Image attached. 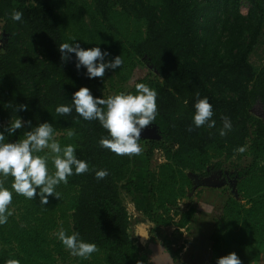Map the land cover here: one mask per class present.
<instances>
[{
    "label": "trees",
    "instance_id": "obj_1",
    "mask_svg": "<svg viewBox=\"0 0 264 264\" xmlns=\"http://www.w3.org/2000/svg\"><path fill=\"white\" fill-rule=\"evenodd\" d=\"M241 2L0 0V132L14 142L30 127L24 123L9 135L5 128L10 119L31 121L33 127L48 122L61 147L74 145L76 157L90 169L57 185L60 198L48 197L45 206L39 196L29 200L13 191L12 214L0 224V264H146L147 253L131 237L130 216L121 198L122 190L134 193L137 156L101 148L98 141L107 130L97 120H84L74 107L70 115L55 111L59 105L72 106V94L81 86L100 98H107V80L116 93L124 91L122 85L142 58L157 76L138 78L124 92L135 93V84L145 83L158 93L152 125L161 137L140 138L138 143H143L148 160L155 149L165 159L148 173L153 208L144 213L156 226L171 225L178 216L177 228L189 232L201 211L199 202L186 209L177 205L192 188L189 173L205 174L208 167L224 168L227 161L246 155L245 165L231 161L228 166L237 175V197L226 187L211 188L217 192V205H222L209 239L214 251L241 249L246 263L257 261L259 254L253 250H264V54L258 53L264 45V0H245L246 13ZM13 10L23 13L21 21L11 19ZM73 39L82 48L110 53L105 61L120 55L122 66L106 70L103 78H89L85 67H75L74 53L61 60L59 45ZM196 93L211 103L214 128L193 124ZM255 103L261 104L260 116L252 111ZM19 104L28 109L15 111ZM222 115L233 125L223 137ZM69 129L76 133L72 138L67 137ZM48 153L45 149L40 155ZM100 169L108 175L97 180L95 170ZM3 181L12 191V177ZM61 228L67 234L78 232L99 251L87 259L72 256L56 236ZM164 242L177 260L180 248L172 250L170 242Z\"/></svg>",
    "mask_w": 264,
    "mask_h": 264
},
{
    "label": "clouds",
    "instance_id": "obj_2",
    "mask_svg": "<svg viewBox=\"0 0 264 264\" xmlns=\"http://www.w3.org/2000/svg\"><path fill=\"white\" fill-rule=\"evenodd\" d=\"M11 19L21 21L23 13L13 10ZM76 41L73 39L71 43L59 45L61 60L67 61L70 59L69 53H74L75 67L77 69L81 66L85 67L89 78H103L106 70H115L122 66L123 60L120 55L105 61L104 58L110 53L102 52L99 47L82 48ZM157 95L158 93L145 83H136L135 93L120 91L107 98L94 97L89 88L81 86L72 94V106L59 105L55 111L58 116L70 115L74 107L76 113L84 120H97L107 130L108 135L102 136L98 141L101 148L110 150L118 156H139L144 151L138 143L141 133L153 124L158 114ZM17 109L26 111L28 106L19 104L15 111ZM194 109L195 127L216 126L215 120H212V105L206 97H200L199 93H196ZM221 121L219 135L223 137L232 130L233 125L227 116L222 115ZM24 123L29 125L30 130L25 131L23 137L14 142H8L4 133L0 132V175L5 179L12 177V191L4 186L3 180H0V224L7 223L8 216L12 214L9 205L12 203L13 191L29 200L39 196L40 204L45 206L49 203L48 197L60 198L59 193L55 191L57 185L67 184L68 177L73 174L81 175L90 170L87 162L76 157L74 145L61 147L54 138L52 124L48 122L33 127L31 121H22L17 117L14 120L10 119L5 131L11 135L17 129H21ZM188 131H192L191 126ZM75 135L73 129L68 130V138ZM45 149H48L49 153L40 155ZM239 151L243 152L245 149L240 148ZM49 159L54 166V172L49 170ZM107 175L106 169L95 170L97 180H102ZM147 227V223L142 224L139 234L143 236V229ZM56 236L74 257L87 259L91 254L99 251L95 243L85 242L78 232L67 234L61 228ZM5 264H19V261L7 260ZM216 264H242V261L235 252H229L218 257Z\"/></svg>",
    "mask_w": 264,
    "mask_h": 264
},
{
    "label": "rangeland",
    "instance_id": "obj_3",
    "mask_svg": "<svg viewBox=\"0 0 264 264\" xmlns=\"http://www.w3.org/2000/svg\"><path fill=\"white\" fill-rule=\"evenodd\" d=\"M247 8H248V4L245 2V0H242L241 12L246 13ZM2 24H3V22L0 19V38H1V34H2ZM258 53L264 54V45H263V47H261V49L258 50ZM255 58H256L255 56L254 57L252 56L251 60H254ZM147 74H152L153 76H157L156 72L153 71L148 60L142 58L141 61H139V64L135 70V73L133 74L131 79H129L127 82H125V84L122 85V89L124 91L129 90L133 86L136 79L141 78ZM115 93H116L115 90L112 87H110V85L108 84V80H107V88H106V93H105L106 96H109V95L115 94ZM252 111H253V113H255L256 115H259V116L263 114V110H262L260 103H255L252 107ZM57 137H58V134L54 136V138H57ZM139 144L142 146L143 143H139ZM143 149H144L143 153L141 155L137 156L135 159V162H134V168L136 170L135 187H134V191H133L134 193L129 194L124 190L121 191V198H122L123 204L125 205L126 210L130 216L129 232L131 234V237L135 241H137L136 237H135L136 232L134 231V226H136V225L139 226L140 223H142V222L146 223V221H149V227L151 230V235L149 236V239H150L149 241L151 242L150 246L155 245V244L163 245V243H165L164 241H166V240H168L169 242H170V240L172 242H174V240L176 239L175 240V242H176V241H180V239L185 240L186 238L188 240L193 241L194 243H196L198 245V242L195 239L196 236H194L193 234L196 233V231H198L196 229H197L199 223L202 224L203 222L206 223L209 220L215 219L213 217L216 215V213L218 211L215 208L214 213H213L209 209V206L210 205L214 206V204L216 202H218V199H216V200L214 199L215 198L214 195L217 197V192L216 191L213 192V190L211 188L209 190L203 189V191L201 192L202 189L199 190V189H196V187H195V188H192L190 191H188V195H187L188 197L177 199V205L180 206L181 209H186L188 205H197V202L201 203L200 206L198 207V210L200 209L201 211H198V213L195 215L196 216L195 219H193L191 221V226H194V225L195 226L193 228H191V230L188 232L189 235L186 234L187 231H182V234L184 232H185V234L180 235V233H181L180 229H178L176 226V221L178 220V216L174 217L175 220L173 221V223L171 225L156 226L154 223H152V221H150V219L148 218L146 213H144L145 209L149 210V209L153 208V198H152V195L150 193L148 173L151 171H154V170L156 171L158 164L165 161V159H164L163 155H161L160 151L157 152L156 150H154L153 157L148 160L146 158V155H145V148L143 147ZM231 161H234V163H237V164H240L241 166H243L246 163H248L249 157L246 155H243L240 158H238L237 156L234 157L233 159L227 161V164L225 163L226 164L224 167L225 170H228V168H229L228 166L232 165ZM50 164H51V166H50ZM48 166H50L49 167L51 169L50 171H52L53 169L51 167L53 165H52L50 159L48 162ZM229 170L233 171V167L230 168ZM189 174H191V173H189ZM3 179H4V177L2 175H0V180H3ZM195 189H196V192H200V194H198V196L193 195L195 192ZM201 196H202V198H201ZM220 205H222L221 201H220ZM13 208H15V206H12V209ZM218 210H219V208H218ZM178 236H181V237H178ZM205 242L207 243V240H205ZM202 245H203V243H202ZM170 247L173 250H176V248L178 247V243L177 242L175 244L171 243ZM199 248L200 247L198 246V249ZM232 249L234 250V248H232ZM146 250L147 249L143 247L141 251H143L145 253ZM253 251L259 254V259L257 260V264H264V250H262L261 248L259 249V247H258V248H255ZM148 252H146L147 253L146 264H164L165 253H164V255H162V253H160V252L153 253V255L152 254L150 255L151 258L148 261V257H149L148 255L150 254V252L149 253ZM245 254H247V253L245 252ZM205 255H206V253L202 250V248H200L199 256L201 258H203ZM155 256H160V257H162V259L156 258ZM208 257H209V255H208ZM185 259L187 260L186 262L190 261V259L188 257H185ZM240 259L242 260V258H240ZM199 260H201V259L199 258L198 262H200ZM242 262H243V260H242ZM248 262H250V261H248Z\"/></svg>",
    "mask_w": 264,
    "mask_h": 264
},
{
    "label": "crops",
    "instance_id": "obj_4",
    "mask_svg": "<svg viewBox=\"0 0 264 264\" xmlns=\"http://www.w3.org/2000/svg\"><path fill=\"white\" fill-rule=\"evenodd\" d=\"M218 206L221 207V205H217V202H216L214 204V206L210 205L209 209L214 213L215 208L217 209ZM213 218L216 219L215 216ZM215 219L214 220H209L206 223L203 222L202 224L201 223L198 224V227L196 229L198 231H196V233L193 234L194 236H196L195 239L197 240L198 245L196 243H194L193 241L188 240L187 238L185 240H181L180 239V241H176L178 243V247L176 248V250L178 248H180V251L178 253V259L175 260V261L172 258L171 253L167 249V246L165 245V243H163V245L155 244V245H151L150 246V243H151L149 241L150 240L149 236L151 235V230H150V232L147 233L146 240L144 242V248L147 249L146 252H148V251L150 252V254L148 255L149 256L148 257V261L151 258V256H150L151 254L153 255V253L160 252V253H162V255H164V253H165V258H164L165 262H164V264H175V263L176 264H216V261H217L218 257L224 256V255H227V254H226V252L224 251L223 248L220 249V251H214L213 248H212L213 241L210 240L209 238H210V235L212 234V231H213V228H214L213 226H214V223H215ZM142 224H144V222L140 223L139 226H137V225L134 226V231L136 232V234H135L136 240L139 239V236H140L139 232L141 231L140 226ZM190 226H191V223H190ZM179 229H180V232H181L180 235H184L185 234V232L182 234V231H187L183 227L179 228ZM144 230L145 229H143V231ZM186 234L189 235L188 232H186ZM178 237H181V236H178ZM205 240H207V243L205 242ZM176 242H175V240H174V242H172L170 240V244L171 243L175 244ZM202 243H203V245H202ZM198 246L200 248H202V250L206 253V255L203 258H201L199 256L200 248L198 249ZM228 252H230V250H228ZM233 252H235L240 258H242V256L244 255L243 254L244 251H242L241 249L240 250L239 249H235ZM208 255H209V257H208ZM155 257L162 259V257H160V256H155ZM185 257H188L190 259V261L186 262L187 260L185 259ZM199 258L201 259V260H199L200 262H198ZM258 259H259V256H258ZM242 260L244 262V263L242 262V264H257V261L256 262L255 261H250V262L246 263L245 259H242Z\"/></svg>",
    "mask_w": 264,
    "mask_h": 264
},
{
    "label": "flooded vegetation",
    "instance_id": "obj_5",
    "mask_svg": "<svg viewBox=\"0 0 264 264\" xmlns=\"http://www.w3.org/2000/svg\"><path fill=\"white\" fill-rule=\"evenodd\" d=\"M155 150H158V149H155ZM235 170H225L224 168H220V169H213L212 167L211 168H207L206 169V173L205 174H196V176H192L191 178V184H192V188L194 187V184H196L198 181H200L202 178L204 177H210L211 178V181L214 182V183H218L220 185L218 186H204V185H200V184H197L196 186V189H202L201 192L203 191V189H210V188H223V187H226L228 192L231 191V185H234L236 184V173H234ZM191 188V189H192ZM196 189H195V192L193 195H196L198 196V194H200V192H196ZM214 192V191H213ZM214 197H216L214 195ZM202 198V196H201ZM218 199V197L215 198V200ZM198 203V202H197ZM200 202H199V206H200Z\"/></svg>",
    "mask_w": 264,
    "mask_h": 264
},
{
    "label": "water",
    "instance_id": "obj_6",
    "mask_svg": "<svg viewBox=\"0 0 264 264\" xmlns=\"http://www.w3.org/2000/svg\"><path fill=\"white\" fill-rule=\"evenodd\" d=\"M160 137L161 136L158 134L157 129L154 125H151L150 127L144 129L141 133V139H160ZM192 176H196V174H194V173L192 175L190 174V177H192ZM197 184L204 185V186H214V185L218 186V185H220L218 183L212 182L210 177L202 178L200 181H198L196 184H194L193 188H195L197 186ZM231 192L234 194V196L237 197V192H236L234 185H231ZM146 223L148 224V227L143 231V236L140 235L139 239L136 241L140 251L144 247V242L146 240L147 233L150 232L149 221H146Z\"/></svg>",
    "mask_w": 264,
    "mask_h": 264
},
{
    "label": "built area",
    "instance_id": "obj_7",
    "mask_svg": "<svg viewBox=\"0 0 264 264\" xmlns=\"http://www.w3.org/2000/svg\"><path fill=\"white\" fill-rule=\"evenodd\" d=\"M156 151H157V152L160 151L161 155H163L161 150H156Z\"/></svg>",
    "mask_w": 264,
    "mask_h": 264
}]
</instances>
